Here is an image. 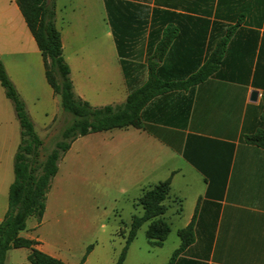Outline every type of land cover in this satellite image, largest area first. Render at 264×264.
<instances>
[{"label":"crops","instance_id":"crops-1","mask_svg":"<svg viewBox=\"0 0 264 264\" xmlns=\"http://www.w3.org/2000/svg\"><path fill=\"white\" fill-rule=\"evenodd\" d=\"M53 2L73 92L93 107L123 104L130 90L147 80L152 65L156 71L185 70L188 64L177 60L201 59V66L216 48L221 58L205 80L151 98L141 109L140 127L77 137L58 162L42 219L29 218L22 236L69 264L60 252L63 246L42 232L55 180L111 179L138 187L141 195L169 179L162 218L170 231L172 219L181 217L183 223L163 264L175 251L172 264H264V147L246 140L264 132V0ZM2 55L21 98L34 103L38 90L28 74L39 75L41 68L45 77L44 62L15 0H0ZM48 86L40 81L50 95L51 104L45 105L53 107L54 120L60 96ZM4 96L0 85V221L5 215L4 118L13 114L17 119ZM48 120L40 123L41 130L51 124ZM189 226L192 239L182 246L180 231Z\"/></svg>","mask_w":264,"mask_h":264},{"label":"trees","instance_id":"trees-1","mask_svg":"<svg viewBox=\"0 0 264 264\" xmlns=\"http://www.w3.org/2000/svg\"><path fill=\"white\" fill-rule=\"evenodd\" d=\"M15 1L42 54L46 80L54 93L60 96L64 114H70L72 119L66 125L54 150L47 153L43 159V140L38 136L25 102L0 58V85L6 97L11 100L20 125V142L13 162L14 180L8 190L7 210L0 221V264H5L7 250L21 247L29 249L27 260L30 264H66L60 258L36 248V240L19 235L20 231L25 229L29 217H34L38 223L42 219L46 195L63 154L79 136L130 125L140 127L141 109L151 98L169 89L192 86L214 74L221 58L220 49L216 48L201 66V59L177 60L188 64L185 70L171 67L169 71L164 69L156 71L152 65L149 67L147 80L141 86L131 89L123 104L93 107L73 92L70 70L62 55L60 32L55 25L53 0ZM228 35L229 33L226 36ZM226 40L227 38L223 39L219 45L223 46ZM261 118L264 122V112ZM246 140L264 147V132L259 131L247 136ZM169 189L170 180L166 179L142 191L138 202L143 208V214L133 217L125 244L115 264L123 263L127 248L136 236L137 229L146 221H149L145 231L149 244L162 245L170 232L169 223L162 218L166 210L163 201ZM180 235L183 246L192 239L191 226L181 230ZM91 247L92 245L88 246V251ZM176 252L166 264H172Z\"/></svg>","mask_w":264,"mask_h":264},{"label":"rangeland","instance_id":"rangeland-1","mask_svg":"<svg viewBox=\"0 0 264 264\" xmlns=\"http://www.w3.org/2000/svg\"><path fill=\"white\" fill-rule=\"evenodd\" d=\"M0 58L4 64V55ZM28 79L29 83L37 88L38 95L34 97V103L27 100L25 105L36 122L38 136L43 140L44 159L60 141L61 134L72 116L64 114L59 106L56 117L50 120L53 107L45 105L51 104L50 95L41 90L40 81L48 90L50 88L41 68L39 75L34 70L28 74ZM5 99L11 104L8 98ZM28 99L32 100L30 97ZM32 107L36 110L35 115L32 114ZM48 118L51 124L41 130L40 123ZM19 129L18 121L13 114L4 118V212L8 206L9 185L14 178L13 159L19 141ZM139 195L138 187L118 185L111 179L87 183L73 181L71 184L60 176L54 181L50 195V210L42 232L53 243H57L59 247L63 246L60 247V252L68 259L69 264H115L125 244L133 217L143 214L142 206L137 200ZM182 223L181 217L172 219L171 231L162 246L149 244L145 235L149 221L143 223L129 244L122 264L167 262L178 243L176 230ZM23 233L24 230L20 231L19 235L22 236ZM89 245L92 247L88 251ZM28 253L29 250L25 247L11 248L6 252V264H29Z\"/></svg>","mask_w":264,"mask_h":264},{"label":"water","instance_id":"water-1","mask_svg":"<svg viewBox=\"0 0 264 264\" xmlns=\"http://www.w3.org/2000/svg\"><path fill=\"white\" fill-rule=\"evenodd\" d=\"M251 94L255 96L257 93H256V91H253Z\"/></svg>","mask_w":264,"mask_h":264}]
</instances>
